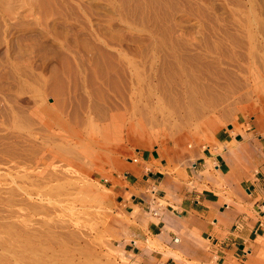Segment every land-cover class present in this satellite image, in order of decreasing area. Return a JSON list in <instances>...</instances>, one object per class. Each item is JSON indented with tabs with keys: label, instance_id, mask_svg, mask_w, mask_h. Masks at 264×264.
Returning a JSON list of instances; mask_svg holds the SVG:
<instances>
[{
	"label": "rangeland",
	"instance_id": "374dc122",
	"mask_svg": "<svg viewBox=\"0 0 264 264\" xmlns=\"http://www.w3.org/2000/svg\"><path fill=\"white\" fill-rule=\"evenodd\" d=\"M256 118L264 0H0V264H126L104 180L131 143Z\"/></svg>",
	"mask_w": 264,
	"mask_h": 264
},
{
	"label": "crops",
	"instance_id": "0c3cea01",
	"mask_svg": "<svg viewBox=\"0 0 264 264\" xmlns=\"http://www.w3.org/2000/svg\"><path fill=\"white\" fill-rule=\"evenodd\" d=\"M105 178L126 264H256L264 252V119L209 142L131 143Z\"/></svg>",
	"mask_w": 264,
	"mask_h": 264
},
{
	"label": "bare ground",
	"instance_id": "6f19581e",
	"mask_svg": "<svg viewBox=\"0 0 264 264\" xmlns=\"http://www.w3.org/2000/svg\"><path fill=\"white\" fill-rule=\"evenodd\" d=\"M2 53H5V52L2 50Z\"/></svg>",
	"mask_w": 264,
	"mask_h": 264
}]
</instances>
